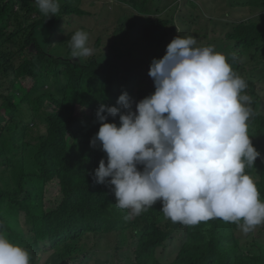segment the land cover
<instances>
[{"label": "trees", "instance_id": "1", "mask_svg": "<svg viewBox=\"0 0 264 264\" xmlns=\"http://www.w3.org/2000/svg\"><path fill=\"white\" fill-rule=\"evenodd\" d=\"M105 1L86 0L98 16ZM116 1L141 14L158 8L155 0ZM254 6L260 15L250 6L253 18L240 23L191 14L189 29L223 50L236 51V65L245 60V69L235 71L247 83L244 94L254 99L248 135L261 154L246 173L260 175L256 186L264 201L259 144L264 139V0ZM72 15L91 14L67 3L57 17L48 18L35 0H0V230L28 250L30 264H99L103 257H108L107 264H163L158 251L172 245L181 231L184 244L173 264H264V243L250 242L258 253L247 251L235 223L220 218L196 226L173 223L162 216L161 201L149 214L133 215L115 206L114 186L96 182L94 170L101 159L107 164V154L99 142L90 145L100 127L95 113L101 104L119 107L118 97L125 91L133 99V111L136 103L153 94L151 61L165 55L172 38L161 34L169 23L150 18L144 20V33L136 34L132 31L138 26H129L123 17L120 22L129 26L125 40H117L116 19L114 38L105 46L99 38V53L77 62L68 58L71 49L65 38L56 44L71 26L66 18ZM98 26L110 30L106 21ZM62 46L69 50L63 56L58 53ZM83 112L90 114L86 118ZM106 122L119 126V115ZM137 167L143 170V165ZM113 234L118 247L110 255L101 245ZM126 246L134 257L124 263L120 254Z\"/></svg>", "mask_w": 264, "mask_h": 264}, {"label": "clouds", "instance_id": "2", "mask_svg": "<svg viewBox=\"0 0 264 264\" xmlns=\"http://www.w3.org/2000/svg\"><path fill=\"white\" fill-rule=\"evenodd\" d=\"M155 1L158 8L143 11L147 16L144 20L152 18L169 23L161 29V34L172 38L165 55L154 58L149 67L148 75L154 81L155 91L136 103L135 111L133 99L126 91L118 97L119 107L100 105L95 113L100 127L90 145L95 147L100 143L101 150L107 154V164L104 159L100 160L94 179L97 183L114 186L115 206L130 209L133 215L138 216L161 201L160 212L173 223L196 226L220 218L248 233L264 224V201L256 186L260 175L252 178L246 173V168L254 166L261 154L248 135V122L253 115V107L249 105L254 99L244 94L247 83L235 71L236 67L245 69V60L236 65V51L223 50L203 36H195L196 32L190 33L191 14L219 18L213 15L214 8L205 0H189L187 6L191 13L182 18L167 13L173 2L182 0L166 4L165 0ZM35 2L48 18L57 17L60 7L67 3L79 5L80 10L92 15L68 16L66 19L71 26L66 27L65 35H59L67 40L71 49L68 58L77 62L79 57L96 52L95 43L99 38L103 39L104 46L114 38L111 29L116 19L120 31L118 42L125 40L129 29L120 22L121 12L109 19L113 14L109 8L126 5L116 0L107 6L102 16H98L86 0ZM254 5L244 2L241 9L251 14L249 9L253 6L252 11L260 15ZM138 13L141 12L138 10ZM87 18L98 25L106 21L110 30L86 27ZM252 18L251 14L242 21ZM123 22L128 24L126 20ZM95 33L98 39L92 38ZM64 48L62 46L58 53L62 54ZM28 87L27 91L31 92L33 87ZM260 110L264 112V107ZM117 115L119 126L106 122L109 116ZM259 144L264 154V139H260ZM138 165H143V170H139ZM110 239L118 245L113 234L101 247L110 250L112 255ZM105 259L108 257H103L99 264L106 263ZM30 260L28 250L12 243L6 232L0 230V264H30Z\"/></svg>", "mask_w": 264, "mask_h": 264}, {"label": "rangeland", "instance_id": "3", "mask_svg": "<svg viewBox=\"0 0 264 264\" xmlns=\"http://www.w3.org/2000/svg\"><path fill=\"white\" fill-rule=\"evenodd\" d=\"M188 1L189 0H186V1L182 0L178 3L173 2L170 5V9L167 13H170L171 15H174L176 17H181V18L184 16H187L188 14L191 13V10H188L189 9L187 6ZM205 1H206L207 5L212 6L214 8L213 15L219 17L224 22L234 23L233 21H242V20H246L249 17H251V14L249 12H245L243 9H241L242 3L249 1L251 3L256 4L257 2H261L262 0H205ZM168 2H171V0H165L164 4H166ZM112 3H114L113 0H107V1L103 2L102 5H100L99 10H100L101 16L103 15V12L109 8L107 6H110ZM201 8L202 7H200L199 9H201ZM109 11L111 13H113L112 16L109 17V19H114V17L120 12L122 13L123 17H125L124 15H126L125 18L127 19L126 20L127 22H129V23L133 22L132 24H138L137 25L138 26L137 32H139V31L143 32L144 28L146 27V24H145L146 21H144V19H146L147 16L145 14L138 13L136 10L131 9L126 5H122V4H117L115 6L113 5L111 8H109ZM157 18H162V15H157ZM85 21H87L86 25H85L86 27H90L91 29H95V30L98 29V23L94 22L92 18H87ZM94 37H96V39H98L99 35L95 33L92 35V38H94ZM63 38H64L63 36L62 37L58 36V38L56 40V44L59 45V42ZM103 48L105 49V47H103ZM68 51L69 50L67 48H64L61 53L65 54V52L68 53ZM96 52L99 53L98 50H96ZM251 69H252V67H251ZM64 86H65V83L63 82L62 84H60L59 88L63 89ZM32 87H33V84H31L30 87H28V89H30ZM88 114H90V113L89 112H86V113L83 112L81 114V116L87 118ZM258 179L259 178H256L255 180H258ZM153 209H155L154 205L152 206V208H149L146 211V214H149V211L153 210ZM161 214H162V216H164V214L162 212H161ZM183 235H184L183 231L175 233L174 243L172 245H170L167 249H165V250L161 249L158 251L157 257H158V259H160V261L163 264H173L174 261L177 259L179 251L182 249L183 244H184ZM239 237H240V240L242 241L243 246L246 248L247 251L253 250L254 252L258 253L257 247L252 246V244L250 242H255L257 240H261L264 243V224L257 226L254 230H252L248 233H244L243 231H241L239 234ZM248 240H249V242H248ZM109 241L112 242L111 243V249L115 250L118 246L117 243L111 239ZM263 247H264V244H263ZM120 255H121L120 256L121 261H124V263L127 262L126 258L134 257L133 250H131L128 246L125 247L124 252L123 253L121 252ZM46 263L47 262H45L44 264H46ZM103 264H106V263H103Z\"/></svg>", "mask_w": 264, "mask_h": 264}, {"label": "water", "instance_id": "4", "mask_svg": "<svg viewBox=\"0 0 264 264\" xmlns=\"http://www.w3.org/2000/svg\"><path fill=\"white\" fill-rule=\"evenodd\" d=\"M262 158H264V154H263Z\"/></svg>", "mask_w": 264, "mask_h": 264}]
</instances>
